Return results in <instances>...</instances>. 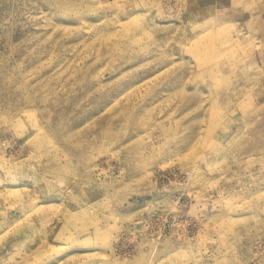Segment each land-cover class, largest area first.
Returning <instances> with one entry per match:
<instances>
[{
	"label": "rangeland",
	"instance_id": "374dc122",
	"mask_svg": "<svg viewBox=\"0 0 264 264\" xmlns=\"http://www.w3.org/2000/svg\"><path fill=\"white\" fill-rule=\"evenodd\" d=\"M0 264H264V0H0Z\"/></svg>",
	"mask_w": 264,
	"mask_h": 264
}]
</instances>
